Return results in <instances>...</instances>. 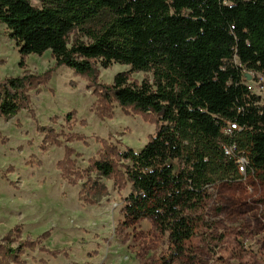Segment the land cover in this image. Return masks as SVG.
I'll return each mask as SVG.
<instances>
[{
    "label": "trees",
    "instance_id": "obj_1",
    "mask_svg": "<svg viewBox=\"0 0 264 264\" xmlns=\"http://www.w3.org/2000/svg\"><path fill=\"white\" fill-rule=\"evenodd\" d=\"M38 1L41 6L32 0H0V25L19 47L20 66L26 69L30 54L51 51L56 67L68 66L90 79L101 119L112 118L116 103L125 113L157 124L155 135L139 152H121L103 140L104 151L82 172L73 158L80 154L67 146L58 163L63 177L74 186L79 183L76 173L81 172L79 179L87 178L79 199L89 205L110 194L101 179L113 180L119 192L131 184L125 202L133 211L153 212L148 195L164 176L180 192L178 210L166 224L169 240L190 239L195 228L189 213L204 204L207 188L241 179L225 145L246 151L254 172L264 169V105L244 81L246 72L264 77V0ZM114 63L131 69L116 74L112 84L100 85L98 64L109 68ZM51 70L38 76L25 70L0 81V115L10 119L30 108L28 91L47 82ZM135 72H152L153 78L131 81ZM72 115L66 121H72ZM227 120L241 127L233 137L222 132ZM85 138L77 133L66 137L68 142ZM45 142L60 144L47 135ZM48 235L23 240L18 227L9 230L0 243V264H25L21 256L38 248L53 257H69L66 249L43 245ZM118 237L128 242L127 236Z\"/></svg>",
    "mask_w": 264,
    "mask_h": 264
},
{
    "label": "rangeland",
    "instance_id": "obj_2",
    "mask_svg": "<svg viewBox=\"0 0 264 264\" xmlns=\"http://www.w3.org/2000/svg\"><path fill=\"white\" fill-rule=\"evenodd\" d=\"M32 3L41 6L38 0ZM82 39L88 41L86 35ZM20 62L19 47L0 25V81L25 70L38 76L52 69L47 82L28 91L30 108L10 119L0 115V243L18 227L23 240H38L48 233L44 246L69 253L53 257L40 248L29 250L21 256L25 264H264V169L244 180L209 186L204 204L189 213L195 233L182 243L170 241L166 230L178 210L180 192L164 176L158 177L148 195L153 212L133 211L124 200L131 184L119 192L107 179L101 182L109 187V196L96 205L84 204L79 192L87 178H79L90 159L104 151L103 140L121 152L129 148L139 152L155 135L157 124L143 115L125 113L116 103L112 118L101 119L90 79L68 66L56 67L51 51L28 55L26 69ZM130 69L121 63L109 68L98 64L97 82L110 85L116 74ZM246 73L251 78L245 77V83L264 105V77ZM146 77L152 79L153 73H131V81L141 83ZM69 113H73L70 122ZM75 133L86 138L68 142L66 137ZM46 135L62 145L47 144ZM67 146L80 154L73 155L75 168L81 170L74 176L79 181L75 186L58 167ZM119 235L127 236L128 242H121ZM19 240L13 241L15 248Z\"/></svg>",
    "mask_w": 264,
    "mask_h": 264
},
{
    "label": "built area",
    "instance_id": "obj_3",
    "mask_svg": "<svg viewBox=\"0 0 264 264\" xmlns=\"http://www.w3.org/2000/svg\"><path fill=\"white\" fill-rule=\"evenodd\" d=\"M248 75L251 78V75L249 73L245 74V77H248ZM248 88L252 93V86L247 84ZM241 130V127L237 122L233 121H225L222 126V132L225 137H233L235 132ZM224 152L229 157L232 158L237 166L238 173L241 176L240 180L246 179L249 175H252L254 173L253 170H251V161L248 156V153L246 151H239L237 145L230 144L224 146Z\"/></svg>",
    "mask_w": 264,
    "mask_h": 264
},
{
    "label": "water",
    "instance_id": "obj_4",
    "mask_svg": "<svg viewBox=\"0 0 264 264\" xmlns=\"http://www.w3.org/2000/svg\"><path fill=\"white\" fill-rule=\"evenodd\" d=\"M248 78L250 79V76L248 75Z\"/></svg>",
    "mask_w": 264,
    "mask_h": 264
},
{
    "label": "crops",
    "instance_id": "obj_5",
    "mask_svg": "<svg viewBox=\"0 0 264 264\" xmlns=\"http://www.w3.org/2000/svg\"><path fill=\"white\" fill-rule=\"evenodd\" d=\"M125 198H126V196H125Z\"/></svg>",
    "mask_w": 264,
    "mask_h": 264
}]
</instances>
